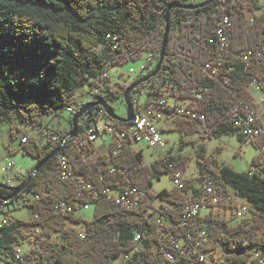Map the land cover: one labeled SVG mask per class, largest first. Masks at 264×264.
Wrapping results in <instances>:
<instances>
[{
  "label": "trees",
  "instance_id": "obj_1",
  "mask_svg": "<svg viewBox=\"0 0 264 264\" xmlns=\"http://www.w3.org/2000/svg\"><path fill=\"white\" fill-rule=\"evenodd\" d=\"M217 3L218 0H215L194 10L170 9L166 56L175 47L174 20L186 21L189 16H195ZM172 4L189 3L179 0H0V125L16 114L23 122L43 126L37 137H29L22 146L24 153L36 159V164L40 162L60 145L72 129L71 114L68 128L49 126L46 117L57 115L73 104L78 111L85 103H78L76 92L87 83L97 89L93 93L96 98H102L109 105L115 99L123 100L125 89L141 75L128 84H113L110 67L138 59L152 46L154 38L162 39L164 16ZM239 5L243 7L242 2ZM256 6V3L250 5L251 8ZM216 10L217 15L228 12L233 26L226 50L228 61L222 63L220 74L210 78L203 71L202 64L207 55L201 47L190 53L187 50L177 64L170 67L169 79L187 90L183 97L187 96L190 88L209 86L199 105V110L206 115V126L201 127L191 117H179L174 128H169L180 132L182 144L185 143L184 136L193 132L209 138L237 132L228 122L227 112L229 106L240 98L255 104L254 95L247 88L250 75L260 79L264 92V65H253L246 71L242 63L232 58L235 51L253 48L264 42V12L255 16L254 24L248 27L244 11L234 16L230 7L222 9L219 6ZM208 18L212 19V16ZM181 27L182 40L189 38V32L203 29V20L196 16L192 22L182 23ZM107 34L115 35L116 40L107 38ZM165 62L166 58L163 66ZM230 65L234 68L227 70ZM153 67L148 65L142 75L149 73ZM103 72L107 73V77H101ZM225 74L229 75L227 82L224 81ZM157 76L158 73L131 92L135 112L138 108L136 96L142 94L143 87L154 83ZM133 92H136L135 96ZM146 95L149 97L151 93ZM148 101L149 98L145 104ZM101 108L95 106L85 115H93ZM88 122L87 117L79 121L78 134L64 142L58 154L39 168L18 195L10 197V190L0 188V200L5 201L7 207L24 191L32 194L24 204L32 210L33 216L27 220L9 217V222L0 226V258L6 263L113 264L131 247L134 229L138 225L145 236L146 252H149L156 243L157 226L147 223L142 214L115 204L103 192L106 189L115 190L126 183L119 171L121 168L126 169L134 184L147 192L150 203L159 198L171 204L169 212L173 220L189 202L187 180L185 188L173 186L171 190L163 189L158 193L150 190L154 177L164 172L171 177L172 169L168 168V163L173 162L175 169L184 171L187 156L168 154L147 164L142 151L134 149L132 142L116 141L113 136L106 152L94 155V144L81 135L86 131ZM114 122L120 128L129 124L118 120ZM11 133L14 134L13 130ZM240 139L246 140L241 135ZM251 141L259 149L262 140ZM60 155L66 157L76 174L94 185L98 192L95 197L87 191L80 192L73 180L61 177ZM213 161V158L206 157L201 172L204 171L219 184L224 180L235 194L249 204V211L233 224L225 218L217 219L211 227V245L222 246L224 264H257L250 258L249 249L256 244L264 246L262 239L253 238L254 229L264 226V152L259 149V154L244 173L227 166L215 169ZM112 167L114 171H111ZM32 169L18 178V184L29 176ZM250 169H253L251 175ZM59 201L73 206L75 203L93 204V218L84 220L75 209L72 212L56 211L55 204ZM79 223L84 224L83 238L73 226ZM36 228L39 229L37 234L34 232ZM57 233L60 241L54 242L52 237ZM35 237L40 239L38 243ZM26 242L36 243L35 247H31V254H27L30 263L21 262L15 256L16 250ZM145 264H149L148 261Z\"/></svg>",
  "mask_w": 264,
  "mask_h": 264
},
{
  "label": "built area",
  "instance_id": "obj_2",
  "mask_svg": "<svg viewBox=\"0 0 264 264\" xmlns=\"http://www.w3.org/2000/svg\"><path fill=\"white\" fill-rule=\"evenodd\" d=\"M183 3H198L202 0H179ZM243 3V7L239 5ZM258 4L255 11L259 14L264 12V0H218V3L209 9L201 10L195 16H189L186 21L174 20L173 22V38L175 47L171 52L164 56L166 65L162 66L157 72L158 76L154 83H150L142 88V94L151 93L147 104H140L138 101L135 119L125 127H118L114 120L111 119L103 108L94 112L93 115H84L89 119L86 129V139L94 143L104 134H109L116 141L128 140L132 143L142 142L150 148H167V142L161 135V129L175 125V120L179 117H191L196 120L201 127L206 126V115L199 110L200 101L204 92L209 91V86H203L199 89L190 88L187 96L183 94L187 92L184 86L176 84L174 80H170V67L177 64L181 55L189 50L198 49L207 55V59L202 64L203 71L210 77H216L220 74L222 63L228 61L226 50L232 33L231 15L223 12L217 15V7L227 9L230 7L234 16L239 11H244L245 7L251 4ZM245 12V11H244ZM257 13L251 15L246 25L252 26L255 22ZM203 20V29L195 32H189V38L180 39L182 31V23L192 22L194 17ZM208 16H212L209 19ZM192 35L194 37L191 39ZM107 38L116 40V36L107 34ZM161 38H154L151 42L152 46L146 50L145 64L141 67V71L145 73L148 65H155L159 58V45ZM232 58L242 63L244 69L249 71L251 66L264 65V42L253 48H246L232 53ZM163 60V61H164ZM234 65H230L227 70L233 69ZM133 69L129 70L132 73ZM106 72L101 74L102 78L107 77ZM163 81V82H162ZM224 81H229V75H224ZM248 90L253 94L255 92L262 93L259 100H255L254 105L245 102L242 98L234 101L228 109L227 120L230 122L238 134L248 140L261 139L260 151L264 152V113L260 111L259 105L264 102V92L262 82L257 76L250 75L247 83ZM97 91L93 88V93ZM190 91V94H189ZM63 111L74 115L76 106L70 105ZM209 138V137H208ZM28 136H23L21 142L24 144L28 141ZM46 139V138H43ZM117 149L114 150L116 152ZM170 154V153H169ZM168 155V154H166ZM163 156H158L157 159ZM59 167L61 177L63 179L73 180L80 192L87 191L90 196L97 195V189L94 185L81 175L74 172L70 163L63 155L59 156ZM168 168L172 169L171 179L177 188H185V175L181 169H175L173 162L168 163ZM115 168L112 167L111 171ZM123 174L126 183L120 184V187L111 190L106 189L103 192L107 197L114 201L115 204L128 209L134 210L142 214L149 224L157 226L158 234L154 247L146 252L145 236L141 231V226L134 229L132 237V245L129 250L123 252L120 257V264H224L225 251L220 244L211 245L212 230L211 227L216 223L217 219H223L220 215L222 210L230 209L232 215L239 219L244 218L249 211V204L240 198L233 191H224V187L217 183L215 179L207 173L200 172L197 177V184L192 187L189 185V202L183 206L179 216L173 220L169 212L172 207L166 201L159 198L149 202L147 192L134 184L127 176L126 169H119ZM253 169H250L251 175ZM21 175L15 170V163L10 158L0 159V183L13 186L18 182ZM188 189V188H187ZM88 204L75 203L73 206L65 201H59L55 204V210L61 212H75L80 214L83 208ZM9 222L6 202L0 200V226ZM80 237H84V224H73ZM39 233V229H34ZM253 238L262 239L264 242V226L254 229ZM250 258L255 260L257 264H264V246L256 244L249 249ZM27 254L29 251H23L22 248L16 250V258L24 263H30ZM161 258V259H159Z\"/></svg>",
  "mask_w": 264,
  "mask_h": 264
},
{
  "label": "rangeland",
  "instance_id": "obj_3",
  "mask_svg": "<svg viewBox=\"0 0 264 264\" xmlns=\"http://www.w3.org/2000/svg\"><path fill=\"white\" fill-rule=\"evenodd\" d=\"M203 1V0H202ZM256 8V7H254ZM251 8L250 5L245 7L244 14L248 20L251 15L256 14V9ZM260 15L259 12L257 15ZM145 53L136 60H129L122 65L110 67L109 71L112 74V83L115 82L128 84L133 81L139 75L144 72L141 71V67L145 64ZM133 69L132 73L129 70ZM136 92H133L135 96ZM77 101L80 104L87 103L96 99L93 94V88L90 84H85L77 89L76 92ZM255 100H259L262 93H253ZM137 101L140 104H144L148 100V95L141 94L136 96ZM110 105L114 107V111L119 116L126 115V106L124 100L115 99L110 101ZM259 109L264 113V102L259 105ZM70 114L66 111H62L57 115L47 116L46 123L49 121L50 126H60L61 128H68ZM174 124L170 128H174ZM43 126H34L31 123L23 122L19 120L16 114H13L11 118L5 119L0 125V159L10 158L15 163V170L23 177L27 175L28 171L36 164V159L28 153L23 152V143L21 138L23 136L37 137L39 129ZM161 135L167 142V148H150L142 142H134L132 146L136 150H141L144 158V162L150 164L155 160L157 156H166V154H172L174 157L187 156L188 160L184 175L189 185H196L197 177L201 172V167L206 157L214 159L212 162L213 168L218 169L222 166H227L233 171L244 173L250 168L254 157L259 154V149L254 145L251 140H241L238 132H227L223 134L213 135L210 138L203 137L199 132L189 133L184 136L185 143L182 144L180 132L176 129L162 128ZM13 130V135L11 131ZM86 131L81 135L85 136ZM111 135L104 134L96 141V152L103 153L107 150V144H109ZM221 185L228 191H232V188L224 181H221ZM15 183L14 185H17ZM174 184L170 175L166 172L162 173L159 177H154L151 180L150 190L153 193L166 189L171 190ZM32 197L30 192L24 191L21 196L15 198L13 202L8 204L7 211L11 218L29 219L33 216L32 210L24 203ZM80 214L84 220H91L94 214L93 204H88L86 208L80 211ZM220 215L228 220L229 224L236 223L241 219L234 217L230 209L222 210ZM54 242L60 241V235L54 234L52 237ZM37 243L40 239H36ZM36 243L26 242L22 245L23 251H29L31 247H35ZM37 246V245H36ZM121 257L117 258L113 264H120Z\"/></svg>",
  "mask_w": 264,
  "mask_h": 264
},
{
  "label": "water",
  "instance_id": "obj_4",
  "mask_svg": "<svg viewBox=\"0 0 264 264\" xmlns=\"http://www.w3.org/2000/svg\"><path fill=\"white\" fill-rule=\"evenodd\" d=\"M215 0H203L201 2L198 3H193V4H172L169 6L168 11L166 12L165 16H164V23H165V27H164V33L162 36V40H161V46H160V52H159V58L158 61L156 62V64L154 65L153 69L144 75H141L140 77H138L137 79H135L124 91L123 93V100L125 102V106H126V115L124 118H122L121 116H119L114 109L102 98H96L93 101L87 102L85 104H83L78 111L73 115L72 117V129L71 131L64 137L63 141L60 143V145L53 150L48 156H46L44 159H42L40 162H38L32 169L31 173L29 174V176L24 179L22 182H20L17 185H4L2 183H0V188H4V189H8L11 191V195L10 197H15L16 195H18L28 184V182L30 181V179L32 178V176L39 170V168L46 163L49 159H51L53 156H55L56 154H58V152L60 151L61 147L64 145V142L67 139L73 138L78 134L79 131V121L82 119V117L86 114L87 111L91 110L92 108H94L95 106H101L104 110L105 113L113 120H118V121H123V122H131L135 119V111H134V107L132 104V101L130 99V94L131 92L138 86L141 85L144 82L149 81L154 75L157 74V72L160 70L161 66H162V62L164 60V56L166 53V45L168 42V32H169V11L172 8H183V9H190V10H194L197 8H202L208 4H211L212 2H214ZM87 129V127H86ZM0 263L1 264H8L5 261H3L0 258Z\"/></svg>",
  "mask_w": 264,
  "mask_h": 264
},
{
  "label": "crops",
  "instance_id": "obj_5",
  "mask_svg": "<svg viewBox=\"0 0 264 264\" xmlns=\"http://www.w3.org/2000/svg\"><path fill=\"white\" fill-rule=\"evenodd\" d=\"M49 121H50V120H49ZM49 121H48L47 123H48V125L50 126ZM52 127H56V126H53V125H52ZM59 127H60V126H59ZM171 127H172V126H171ZM167 128H169V127H167ZM38 131H39V130H38ZM93 144H94V146H95V152H96V149H97V148H96V144H95V142H94ZM95 152H94V153H95ZM105 152H106V151H105ZM103 153H104V152H103ZM98 154H102V153H98ZM98 154H96V155H98ZM170 155H172V154H170ZM157 157H158V156H157ZM157 157H156L155 159H157ZM191 188H193V186H192ZM189 194H190V193H189V187H188L187 192H186V195L189 197Z\"/></svg>",
  "mask_w": 264,
  "mask_h": 264
}]
</instances>
